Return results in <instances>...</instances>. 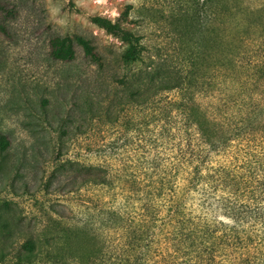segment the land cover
Here are the masks:
<instances>
[{"label":"trees","instance_id":"trees-1","mask_svg":"<svg viewBox=\"0 0 264 264\" xmlns=\"http://www.w3.org/2000/svg\"><path fill=\"white\" fill-rule=\"evenodd\" d=\"M203 6L206 80L201 62L190 72L165 60L141 74L126 72L118 80L124 100L111 90L85 95L81 126L112 121L125 106L144 114V158L122 166L64 160L58 189L65 197L80 194L83 218L72 223L71 208H51L57 220L38 234L28 231L13 253L0 251V262L264 264V97L257 87L263 79L239 60L242 28L257 23L238 0ZM130 9L113 20L90 17L126 44L122 62L128 68L142 53L140 38L124 28ZM76 46L104 67L103 56L82 36L53 40L49 56L70 64ZM8 144L0 136V150ZM0 225L5 237L9 226Z\"/></svg>","mask_w":264,"mask_h":264},{"label":"rangeland","instance_id":"rangeland-1","mask_svg":"<svg viewBox=\"0 0 264 264\" xmlns=\"http://www.w3.org/2000/svg\"><path fill=\"white\" fill-rule=\"evenodd\" d=\"M205 1L0 0V136L9 143L0 150V223L9 226L5 237L0 228V251L11 254L28 231L38 234L50 226L57 220L53 207L71 208L72 223L83 218L80 194L65 197L58 189L64 160H106L122 166L144 158L143 113L125 106L112 121L103 118L81 126L79 105L85 95L104 90L124 100L118 80L126 72L141 74L144 67L165 60L190 72L201 62L206 80ZM238 2L250 12L248 20L257 23L251 30L242 28L239 60L245 68L255 66V76L263 79L258 92L264 97V0ZM127 6L131 9L124 28L138 36L142 46L141 58L131 68L122 62L126 44L90 21L93 16L113 20ZM74 36L90 39L103 56V68L84 58L77 46L70 64L50 58L53 40Z\"/></svg>","mask_w":264,"mask_h":264}]
</instances>
